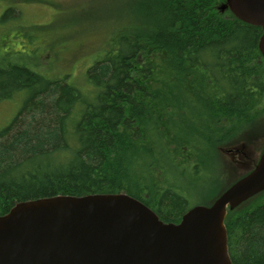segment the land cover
<instances>
[{
  "label": "trees",
  "instance_id": "16d2710c",
  "mask_svg": "<svg viewBox=\"0 0 264 264\" xmlns=\"http://www.w3.org/2000/svg\"><path fill=\"white\" fill-rule=\"evenodd\" d=\"M225 1L136 0L86 67L85 92L0 64V103L26 93L0 130V216L38 198L124 193L178 223L204 177L224 181L220 148L264 134L262 31ZM225 227L232 264H264V191L228 210Z\"/></svg>",
  "mask_w": 264,
  "mask_h": 264
},
{
  "label": "water",
  "instance_id": "95a60500",
  "mask_svg": "<svg viewBox=\"0 0 264 264\" xmlns=\"http://www.w3.org/2000/svg\"><path fill=\"white\" fill-rule=\"evenodd\" d=\"M221 9L261 28L264 59V0H226ZM263 191L264 148L252 170L178 223L124 193L18 202L0 216V264H232L227 211Z\"/></svg>",
  "mask_w": 264,
  "mask_h": 264
},
{
  "label": "rangeland",
  "instance_id": "374dc122",
  "mask_svg": "<svg viewBox=\"0 0 264 264\" xmlns=\"http://www.w3.org/2000/svg\"><path fill=\"white\" fill-rule=\"evenodd\" d=\"M135 4L136 0H0V64H20L51 79L74 81L85 92L86 67L114 46L120 30L128 28ZM25 95L19 92L0 103V130L17 114ZM259 129L264 133V124ZM263 148L264 134L220 148L231 174L227 170L224 181L217 173L204 177L190 206L214 202L223 185L253 169Z\"/></svg>",
  "mask_w": 264,
  "mask_h": 264
}]
</instances>
